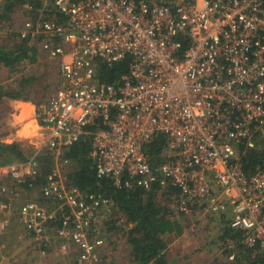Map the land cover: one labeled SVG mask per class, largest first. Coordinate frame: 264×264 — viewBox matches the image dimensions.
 <instances>
[{
    "label": "built area",
    "instance_id": "built-area-1",
    "mask_svg": "<svg viewBox=\"0 0 264 264\" xmlns=\"http://www.w3.org/2000/svg\"><path fill=\"white\" fill-rule=\"evenodd\" d=\"M36 23L21 35H48L41 47L59 62L61 80L39 110L35 151L0 165V211L18 192L3 177L32 186L51 155L41 186L49 202L19 207L39 252L53 242L57 253H74L69 264H106L102 223L113 202L67 185L62 170L63 147L90 133L98 176L177 187V210L225 215L264 253V161L252 173L243 166L264 138V0H45ZM127 55L128 74L99 81L98 60ZM160 133L169 141L152 164L144 146Z\"/></svg>",
    "mask_w": 264,
    "mask_h": 264
},
{
    "label": "trees",
    "instance_id": "trees-1",
    "mask_svg": "<svg viewBox=\"0 0 264 264\" xmlns=\"http://www.w3.org/2000/svg\"><path fill=\"white\" fill-rule=\"evenodd\" d=\"M44 2L45 0H0V103L9 98L39 105L50 98L47 96L55 92L61 80L59 62L50 58L48 52L41 47L42 40L48 39V35L40 32L22 36L21 30L26 22L17 21L15 17L18 11L32 14L28 22H32L35 28ZM52 2L53 0H49V3ZM130 64L129 55L113 64L98 60L97 78L104 83L116 82L129 73ZM168 141V136L160 133L145 144L144 149L152 164L163 159ZM92 152L90 133H84L77 142L64 146L62 158L67 159V163L63 167V173L67 185L77 186L87 194L108 197L113 202L112 211L102 223V234L106 240L103 249L105 263L109 264V256L114 260L118 257V260L124 261L121 256H114L122 238L124 248H121L122 253L125 252L127 264H173L167 255L168 246L185 230L179 216H187V212L175 207L179 189L161 187L157 183L150 189L137 185L117 186L114 178L97 175L96 160ZM27 157L21 142L0 140V165L23 161ZM42 161L41 173L35 180H31L33 185L26 182L25 186L28 190L38 191L39 199L45 201L41 186L46 182L53 166V157L48 155ZM263 161L264 138L259 136L255 147L243 156V166L247 173H252ZM193 215L197 216L195 210ZM213 216L215 226L221 227V233H214L207 240L210 241L211 238L208 249H204L203 258L205 261L209 260L208 264H257L264 260L261 248L247 245L243 241L242 231L231 227L225 215ZM209 220L212 222V217Z\"/></svg>",
    "mask_w": 264,
    "mask_h": 264
},
{
    "label": "rangeland",
    "instance_id": "rangeland-1",
    "mask_svg": "<svg viewBox=\"0 0 264 264\" xmlns=\"http://www.w3.org/2000/svg\"><path fill=\"white\" fill-rule=\"evenodd\" d=\"M32 14H24L23 11L18 13H15V17L19 20H22L23 23L29 21V17ZM31 20V19H30ZM16 21V22H17ZM56 82V81H55ZM59 85V84H57ZM58 86H56L57 89ZM50 96L48 95L47 98ZM48 100V99H46ZM47 101L42 102L41 104L37 105L31 101H18L13 100L9 98H5L2 103H0V136L4 133H8V135L12 133H16L18 129V140L19 142H22L23 147L25 148L26 153L28 156L32 154V152L35 151V146L31 143V140H34L36 136H38L37 132V124L36 121H38L39 116V110L41 109V105L45 104ZM28 127V129H26ZM31 129V130H29ZM22 132H25L24 135H21ZM5 137V136H4ZM9 187L11 185L8 184ZM16 186H14L15 188ZM17 192V195H13L10 197L12 199L13 204V211L19 212V207L21 204L28 200L26 198V192L25 190H22V188H15ZM14 214V213H11ZM16 214H14L15 216ZM192 215V214H189ZM187 216L180 215L179 218L181 222L183 223L185 228H190V234H182L181 236H178L179 240V252L177 254V258L180 261V264H208V261H201L199 263H194L193 261H189L191 258H187L185 255H190L192 253V249L195 247L197 248L199 245H201L203 242L207 241L208 237L212 235L211 233L208 234V232H204L202 229H204V225H201L202 220L198 219L196 216H189L190 218L187 219ZM1 218V221H4V219L9 220V225L4 230L3 233L0 234V244L3 247V255H2V261L0 264H35L36 262H28L26 263V258L24 256L25 253H18L16 256L14 255V252L18 249V242L20 241L19 237L21 239H24L23 234H18L15 227L19 225V219L15 220V217L13 218L12 215H3ZM18 227V226H17ZM193 228L197 229V231H194ZM208 229V228H205ZM186 230V229H185ZM184 230V232H185ZM193 231L195 234H193ZM20 235V236H19ZM123 241L122 238L120 239V245L115 250V255L121 256L122 259H124L123 262L118 260V257H116V260H114L111 256L108 257L109 264H127V258L122 253L123 248ZM188 247H190V250L187 253H184V250H187ZM192 248V249H191ZM35 249V248H34ZM33 247H31L32 255L28 252L29 259L35 258V251ZM195 251V250H194ZM202 252V250H199ZM168 258H172V252L171 249L168 248ZM27 253V252H26ZM38 253V252H36ZM121 253V254H120ZM13 256L9 258L10 255ZM197 255V254H196ZM196 255L192 259L196 258ZM204 255V254H203ZM201 255V257L203 256ZM113 256V257H114ZM66 255H60L59 253H56V256L51 258L52 262L58 263L59 259L62 263H65ZM12 258H15V260L12 262ZM68 262V261H67ZM172 263V262H171Z\"/></svg>",
    "mask_w": 264,
    "mask_h": 264
},
{
    "label": "crops",
    "instance_id": "crops-1",
    "mask_svg": "<svg viewBox=\"0 0 264 264\" xmlns=\"http://www.w3.org/2000/svg\"><path fill=\"white\" fill-rule=\"evenodd\" d=\"M13 100H18V99H13ZM20 102L24 101V100H18ZM26 129H28V127H26ZM20 129H18L16 131V133H12L10 135H8V133H4L3 135L0 136V140L1 141H5V142H13V141H20L18 140L17 136H18V131ZM31 130V129H29ZM5 136V137H4ZM22 143V142H21ZM23 144V143H22ZM23 146V145H22ZM62 170H63V167H62ZM3 181L8 185H11L10 188H14V186H16L15 188H22V190H26V198H28L27 201L25 202H28V201H31V200H36V201H39L41 203H46V202H49V200H47L45 198V201H41L39 199V195H38V191H35V190H28L25 186V182L22 181V180H18L16 178H14L13 176L11 175H5L3 177ZM14 188V189H15ZM16 190V189H15ZM13 195H10L8 197H6V200H11L10 197H12ZM29 196V197H28ZM23 202V203H25ZM50 205L53 206V203L52 201H50ZM50 206V207H51ZM13 209V208H12ZM7 210V211H0V217H2L3 215H12L13 218L15 217V220L16 219H19V225H17L15 227L16 231L18 234H23L24 235V239H20V241L18 242V249L14 252V255L16 256L18 253H25L24 256L26 258V263L28 262H36L35 264H55L54 262L51 261V258L55 257L56 256V253L58 252L57 251V245L53 242L49 243V245L47 246V252L48 254L47 255H42L40 252H39V248L38 245H36V243L32 240V237L30 235V233L28 232V230L26 229L25 225H24V222H23V219L20 215V212H17V211H13V210ZM197 213V216L196 215H193V212ZM187 212L186 215L187 216H196L198 219L202 220L201 222V225H204V229H202L204 232H208L211 233L212 235L214 233H216L217 235L221 233V227L219 226H215V220L213 217V213H207V214H202L200 210H198L197 208L193 207L191 209H189L188 211H185ZM11 213H14L16 214L14 216V214H11ZM189 214H192V215H189ZM212 214V216H210ZM210 216V217H209ZM212 217V222H210V218ZM57 219L58 217H55L53 220H51L47 226H49L50 230L53 231V229H51V227L53 225H57ZM9 225V220L8 219H4V221H1V218H0V234L4 232V230L7 228V226ZM47 228V229H49ZM205 228H208V229H205ZM185 232H183V234L187 235V234H190V228H185ZM194 231H197V229L193 228ZM193 231V234H195V232ZM20 236V235H19ZM209 239V237H208ZM207 239V240H208ZM210 241H211V238H210ZM210 241H205L203 242L201 245H199L197 248L195 247L194 249H192V253L190 255H185L187 258H191L189 261H193L194 263H199L201 261H205L203 256L201 257V255H203V252H204V249H208L207 248V245L209 244ZM179 240L178 238H176L175 240H173L172 243L169 244L168 248L171 249V254H172V258L170 259L173 264H180V261L178 260V258L176 257L178 252H179ZM230 246H232V243H229ZM31 247H33L34 249V253H35V258L34 259H29V256H28V252L32 255V252H31ZM202 250V252H198V250ZM190 250V247H188L187 250H184V253H187L188 251ZM195 250V251H194ZM3 247L1 246L0 244V263L2 261V255H3ZM27 252V253H26ZM38 252V253H36ZM72 252H75V250H72ZM60 255H65L63 253H59ZM197 254V255H196ZM196 255V258L195 259H192V256L194 257ZM13 256L10 255L9 258H11ZM67 256V254H66ZM74 258V253H71L70 256H67L65 258V263H62L61 260L59 259L58 263L57 264H69V261L72 260ZM231 258H233V255H231ZM15 260V258H12V262ZM68 261V262H67ZM208 261V260H207ZM11 264V263H10ZM13 264V263H12Z\"/></svg>",
    "mask_w": 264,
    "mask_h": 264
},
{
    "label": "clouds",
    "instance_id": "clouds-1",
    "mask_svg": "<svg viewBox=\"0 0 264 264\" xmlns=\"http://www.w3.org/2000/svg\"><path fill=\"white\" fill-rule=\"evenodd\" d=\"M24 134H25V132H22V133H21V135H24Z\"/></svg>",
    "mask_w": 264,
    "mask_h": 264
}]
</instances>
